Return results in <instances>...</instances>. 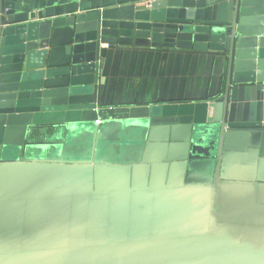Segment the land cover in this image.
Returning <instances> with one entry per match:
<instances>
[{"label": "water", "instance_id": "obj_1", "mask_svg": "<svg viewBox=\"0 0 264 264\" xmlns=\"http://www.w3.org/2000/svg\"><path fill=\"white\" fill-rule=\"evenodd\" d=\"M102 44L224 89L99 106ZM0 264H264V0H0Z\"/></svg>", "mask_w": 264, "mask_h": 264}, {"label": "crops", "instance_id": "obj_2", "mask_svg": "<svg viewBox=\"0 0 264 264\" xmlns=\"http://www.w3.org/2000/svg\"><path fill=\"white\" fill-rule=\"evenodd\" d=\"M63 5L75 0H47ZM108 48L99 84V106L166 104L210 100L224 89L225 54L163 47Z\"/></svg>", "mask_w": 264, "mask_h": 264}]
</instances>
